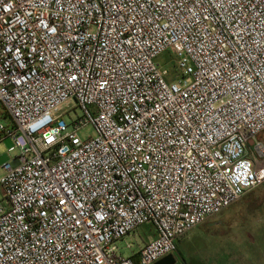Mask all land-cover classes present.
<instances>
[{
  "label": "built area",
  "instance_id": "built-area-1",
  "mask_svg": "<svg viewBox=\"0 0 264 264\" xmlns=\"http://www.w3.org/2000/svg\"><path fill=\"white\" fill-rule=\"evenodd\" d=\"M5 112L0 264H156L264 184V0H0Z\"/></svg>",
  "mask_w": 264,
  "mask_h": 264
},
{
  "label": "rangeland",
  "instance_id": "rangeland-1",
  "mask_svg": "<svg viewBox=\"0 0 264 264\" xmlns=\"http://www.w3.org/2000/svg\"><path fill=\"white\" fill-rule=\"evenodd\" d=\"M163 60L164 59L161 61ZM82 115V112L77 109L76 111H73L70 116L66 118V120H76L77 118L82 117ZM0 121L3 123H9L11 120L5 112L2 114V119H0ZM78 135L82 140H88L90 137L95 136V131L92 126H87L83 128ZM12 146L13 142L8 139L0 144V179L4 175V165L9 163L17 154V152L12 154L9 153L8 150ZM256 200L259 202H254ZM252 206L254 208H251ZM247 215L254 217L258 223L264 222V184L247 194L240 202L232 205L220 215L207 220L204 224L211 221L221 220L222 217ZM203 227H199L197 230L194 229L195 231L192 232V235L188 234L186 237L178 241V251L176 253L177 264H264V256L261 255L243 256L239 258L233 257V259H237V261L235 263H231L229 257H223L222 253L235 251L233 248V244L235 242L231 238L234 234L231 235V233L226 232L223 235L227 236H225L222 240L214 238L207 240V238H202L206 237L208 234ZM244 234L248 236L251 232L245 231ZM149 236L154 237V232L151 227L144 226L135 234H131L124 240L118 242L116 245L124 257H130L132 253L138 252L144 246ZM261 238L262 241L260 243L264 246V235H261Z\"/></svg>",
  "mask_w": 264,
  "mask_h": 264
},
{
  "label": "crops",
  "instance_id": "crops-1",
  "mask_svg": "<svg viewBox=\"0 0 264 264\" xmlns=\"http://www.w3.org/2000/svg\"><path fill=\"white\" fill-rule=\"evenodd\" d=\"M257 201L258 200L254 202ZM251 208L254 207L252 206ZM199 227H203L205 231L208 232L206 237H202L207 238V240L211 238L222 240L225 236H227L223 235L226 232L231 233V235L234 234L231 238L235 242L233 244L235 251L222 253L223 257H229L231 263H235L237 261V259H233V257L264 256V246L260 243L262 241L261 235H264V222L258 223L252 216L222 217L221 220L211 221L206 224H202ZM199 227L195 230L199 229ZM245 231H249L251 234L246 236V234H244ZM192 232L190 235H192Z\"/></svg>",
  "mask_w": 264,
  "mask_h": 264
},
{
  "label": "water",
  "instance_id": "water-1",
  "mask_svg": "<svg viewBox=\"0 0 264 264\" xmlns=\"http://www.w3.org/2000/svg\"><path fill=\"white\" fill-rule=\"evenodd\" d=\"M156 264H177V256L176 255H169L164 259L158 261Z\"/></svg>",
  "mask_w": 264,
  "mask_h": 264
}]
</instances>
